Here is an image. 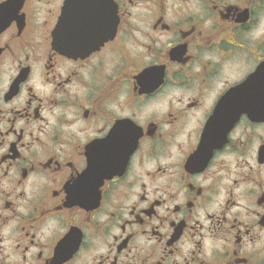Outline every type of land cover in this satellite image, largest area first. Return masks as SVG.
Segmentation results:
<instances>
[{
    "label": "flooded vegetation",
    "instance_id": "obj_1",
    "mask_svg": "<svg viewBox=\"0 0 264 264\" xmlns=\"http://www.w3.org/2000/svg\"><path fill=\"white\" fill-rule=\"evenodd\" d=\"M67 2L0 0V264H264V0Z\"/></svg>",
    "mask_w": 264,
    "mask_h": 264
},
{
    "label": "water",
    "instance_id": "obj_2",
    "mask_svg": "<svg viewBox=\"0 0 264 264\" xmlns=\"http://www.w3.org/2000/svg\"><path fill=\"white\" fill-rule=\"evenodd\" d=\"M75 1V4H82L85 9L90 11H95L98 9H103L105 6L111 5L112 0H84V2H80V0H68L66 3L67 7L64 10V16L61 21L62 26H66L67 23L70 21L69 16V6ZM89 3V4H86Z\"/></svg>",
    "mask_w": 264,
    "mask_h": 264
}]
</instances>
